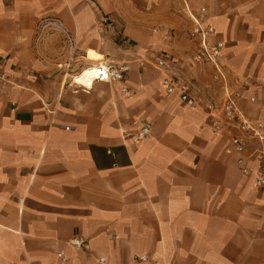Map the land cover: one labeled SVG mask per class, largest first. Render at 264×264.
I'll use <instances>...</instances> for the list:
<instances>
[{
    "label": "crops",
    "instance_id": "crops-1",
    "mask_svg": "<svg viewBox=\"0 0 264 264\" xmlns=\"http://www.w3.org/2000/svg\"><path fill=\"white\" fill-rule=\"evenodd\" d=\"M197 23L217 65L191 59ZM161 56L198 106L167 92ZM99 63L129 71L76 82ZM0 67V264H264V187L206 109L241 91L264 135V0H0Z\"/></svg>",
    "mask_w": 264,
    "mask_h": 264
},
{
    "label": "built area",
    "instance_id": "built-area-1",
    "mask_svg": "<svg viewBox=\"0 0 264 264\" xmlns=\"http://www.w3.org/2000/svg\"><path fill=\"white\" fill-rule=\"evenodd\" d=\"M204 9H201L203 12ZM42 22L44 24H54L56 27L64 33L65 40L70 44H73L71 36L61 27V25L54 19H45ZM214 28L211 25L203 26L201 23H197L196 27L191 31L193 38L198 39L199 47L192 55V61L195 63H206L210 62L217 65L221 51L223 49V43L221 41H214L212 39L214 35ZM73 46V45H72ZM163 56V55H162ZM160 57L156 62L157 68L162 72V84L166 87L168 93H177L179 100L187 107H196L200 104L197 96L192 90L190 82L180 74L170 72L167 69L166 62L171 59L167 57ZM162 58V59H161ZM88 73L84 75L85 69L80 71V74L75 77L76 82L83 87H90L93 81H105L114 82L121 81L125 74L129 71L128 63L120 64H106L99 63L97 65L87 67ZM86 68V69H87ZM83 77V81H79L77 78ZM7 81L5 72L0 67V85ZM127 94L125 88L122 89ZM244 94L240 91L231 94V98H227L220 107L215 108L214 105H206L207 112L213 117L212 129L217 130L221 123L226 125V129L229 133L230 144L233 151L237 153L238 164L244 175L254 176V184L262 188L264 187V135L260 134L257 125L247 119H242L238 115L236 108L237 100L242 99ZM219 116H222L220 118ZM149 133V124L145 123L139 133L137 134L138 139L144 138ZM247 138L257 139L259 146H257L254 152L250 155L245 154ZM256 159L254 168L248 166L245 163L246 160L251 158ZM71 246L81 247L83 240L80 238H73L69 241ZM135 264H145L147 261L146 255H135L132 259Z\"/></svg>",
    "mask_w": 264,
    "mask_h": 264
},
{
    "label": "bare ground",
    "instance_id": "bare-ground-1",
    "mask_svg": "<svg viewBox=\"0 0 264 264\" xmlns=\"http://www.w3.org/2000/svg\"><path fill=\"white\" fill-rule=\"evenodd\" d=\"M96 54L97 53H95L94 51H88V53H87V56L89 57V58H93V59H96ZM87 73H88V68L87 69H85V73H84V75H87ZM79 81H83V77H80V78H77ZM78 85V84H77Z\"/></svg>",
    "mask_w": 264,
    "mask_h": 264
},
{
    "label": "rangeland",
    "instance_id": "rangeland-1",
    "mask_svg": "<svg viewBox=\"0 0 264 264\" xmlns=\"http://www.w3.org/2000/svg\"><path fill=\"white\" fill-rule=\"evenodd\" d=\"M233 149V148H232Z\"/></svg>",
    "mask_w": 264,
    "mask_h": 264
}]
</instances>
